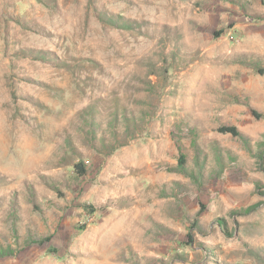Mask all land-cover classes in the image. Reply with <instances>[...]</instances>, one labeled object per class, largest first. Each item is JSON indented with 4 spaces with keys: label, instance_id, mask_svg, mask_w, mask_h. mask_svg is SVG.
<instances>
[{
    "label": "rangeland",
    "instance_id": "rangeland-1",
    "mask_svg": "<svg viewBox=\"0 0 264 264\" xmlns=\"http://www.w3.org/2000/svg\"><path fill=\"white\" fill-rule=\"evenodd\" d=\"M0 264H264V0H0Z\"/></svg>",
    "mask_w": 264,
    "mask_h": 264
},
{
    "label": "trees",
    "instance_id": "trees-1",
    "mask_svg": "<svg viewBox=\"0 0 264 264\" xmlns=\"http://www.w3.org/2000/svg\"><path fill=\"white\" fill-rule=\"evenodd\" d=\"M106 21L109 23V24H117V21L114 20L113 18H109V17H106ZM116 21V22H115ZM119 23V22H118ZM120 24V23H119ZM121 25V24H120ZM223 130H227V131H231L232 133L234 134H238V130L236 127L234 126H231V127H224ZM182 162H184L183 158H182ZM51 252L55 251L54 248H52V250H50Z\"/></svg>",
    "mask_w": 264,
    "mask_h": 264
}]
</instances>
